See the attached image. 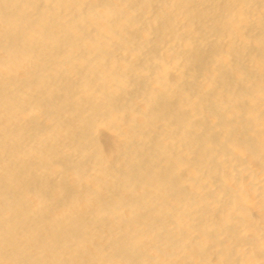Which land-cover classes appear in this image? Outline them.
I'll list each match as a JSON object with an SVG mask.
<instances>
[{
	"label": "bare ground",
	"instance_id": "obj_1",
	"mask_svg": "<svg viewBox=\"0 0 264 264\" xmlns=\"http://www.w3.org/2000/svg\"><path fill=\"white\" fill-rule=\"evenodd\" d=\"M0 264H264V0H0Z\"/></svg>",
	"mask_w": 264,
	"mask_h": 264
}]
</instances>
